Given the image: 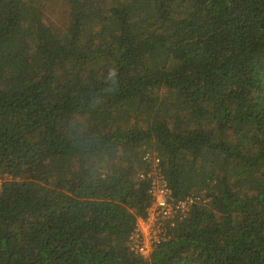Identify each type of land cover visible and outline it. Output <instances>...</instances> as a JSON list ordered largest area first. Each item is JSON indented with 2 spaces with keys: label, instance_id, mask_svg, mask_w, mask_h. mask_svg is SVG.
I'll return each instance as SVG.
<instances>
[{
  "label": "trees",
  "instance_id": "1",
  "mask_svg": "<svg viewBox=\"0 0 264 264\" xmlns=\"http://www.w3.org/2000/svg\"><path fill=\"white\" fill-rule=\"evenodd\" d=\"M0 177V264H264V0H0Z\"/></svg>",
  "mask_w": 264,
  "mask_h": 264
},
{
  "label": "built area",
  "instance_id": "2",
  "mask_svg": "<svg viewBox=\"0 0 264 264\" xmlns=\"http://www.w3.org/2000/svg\"><path fill=\"white\" fill-rule=\"evenodd\" d=\"M143 158L149 164V170L142 171L139 175L151 178L149 193L152 202L147 216L138 218L136 228L130 237V247L137 254L147 257L157 244L168 238V229L174 225L175 218L184 217L191 205L201 201V198L195 195H188L181 199L175 198L160 172L158 154L148 151ZM203 201L206 202L207 199Z\"/></svg>",
  "mask_w": 264,
  "mask_h": 264
},
{
  "label": "rangeland",
  "instance_id": "3",
  "mask_svg": "<svg viewBox=\"0 0 264 264\" xmlns=\"http://www.w3.org/2000/svg\"><path fill=\"white\" fill-rule=\"evenodd\" d=\"M3 179L0 177V184L2 183Z\"/></svg>",
  "mask_w": 264,
  "mask_h": 264
}]
</instances>
